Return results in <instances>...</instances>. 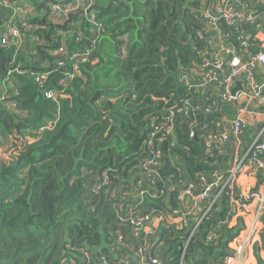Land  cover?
I'll list each match as a JSON object with an SVG mask.
<instances>
[{"label":"trees","instance_id":"obj_1","mask_svg":"<svg viewBox=\"0 0 264 264\" xmlns=\"http://www.w3.org/2000/svg\"><path fill=\"white\" fill-rule=\"evenodd\" d=\"M203 1L89 0L102 29L82 15L58 31L47 23L54 18L45 16V2L50 6L51 0L43 6L32 0L35 9L45 13L28 22L25 19L30 28L23 33L24 46L18 50L0 46V85L9 76L8 90H1L0 96L15 92L17 102L14 113L0 103V137L30 139L11 154V163L0 166V264H84L79 250L89 254L91 264L99 260L100 264L103 260L106 264H149L153 259L180 264L182 258L184 264H222L229 242L241 230L240 224L228 227L230 207L225 194L188 246L185 232L167 224L137 238L131 225L119 220L132 215L133 211H127L132 206L138 207L134 211L139 215L152 209L166 213L169 208L178 209L177 185L187 180L197 183L201 177L210 182L217 172L218 154L205 152L200 136L220 130L222 115L202 118L198 93L178 78L181 71L202 60L199 53H204V43L198 33L206 24L198 11ZM243 3L256 10L260 19L238 26L249 39V52L256 54L262 51L256 35L264 34V0ZM12 14L11 9L0 7V26ZM61 15L54 17L57 20ZM42 25H46L44 30L38 28ZM28 36L43 39L46 49L41 43L31 54L25 45ZM60 47L68 56L91 50L88 60L78 62L79 75L67 81L66 88L58 83L73 69L68 64L58 66ZM44 71L51 74L37 86L29 74ZM256 77L262 79V75ZM46 90L65 97L46 99ZM183 101L195 111L189 117L175 118L173 136L160 140L158 136L153 142L162 157L156 186L151 188L137 168L146 155L149 122L161 124L163 113L182 106ZM201 121L206 123L202 130ZM190 124L197 140L189 137ZM252 138L245 130L235 154H244ZM138 184L147 193L136 198ZM213 229L218 240L207 241ZM118 234L125 247L117 244ZM144 244L148 248L142 255L133 256ZM259 248L264 251V220ZM260 249H254V257L257 264H264Z\"/></svg>","mask_w":264,"mask_h":264},{"label":"built area","instance_id":"obj_2","mask_svg":"<svg viewBox=\"0 0 264 264\" xmlns=\"http://www.w3.org/2000/svg\"><path fill=\"white\" fill-rule=\"evenodd\" d=\"M51 0L52 5L49 6L50 12L53 14L67 15L69 13H75L83 11L85 20L92 26L102 29V24L96 21V13L90 8L89 0H73L72 2H55ZM225 5L220 6L211 11L208 8L203 9L201 12L202 18L206 22L207 28L212 29L216 34L217 51L211 58H202L200 63L199 83L196 85H189L184 83L180 78L181 83L189 87H209L215 86L219 88V95L228 103L235 99L245 98L247 107L259 109L264 107V79L256 81V75L253 73V69L259 65L261 72L259 75L264 76V52H258L251 54L249 52V39L240 33L238 26L244 23H257L260 19L257 15V11L250 9L243 3V0H223ZM257 2L263 0H256ZM4 7H11L9 0H1ZM13 12L15 15L19 12H24V8L21 6H13ZM14 14L2 25L1 31V44L3 46H19L23 41V33L30 28L29 24L20 18H17ZM222 22L226 26L234 29V34L239 43V56L236 57L234 53V47H230L226 44L228 39L227 34H223L219 28V23ZM260 29V28H259ZM234 50V51H233ZM88 49H86V52ZM76 53L68 56V51L64 48H59L58 53V66L69 65L73 71L66 72L64 74L65 79L58 83L59 87L66 88L67 81L79 75L78 62H84L89 59L88 54ZM64 57V60H61ZM228 57V59H226ZM260 71V70H259ZM50 71L44 72H31L29 75L33 78L37 86H42L47 78L50 76ZM236 81H241L244 89L238 92L234 97L230 93V88L235 85ZM212 92V90H211ZM44 97L46 99H56L57 97H64L62 93L56 90L44 91ZM11 96L5 92L0 96V102L3 103L4 108L9 112L17 111V102L11 100ZM207 115L216 114L213 112L212 106H207ZM222 115L220 125L226 122L225 117ZM193 108L188 101H183L181 106H173L162 115V123L157 124L155 120L149 122L147 129L148 134L144 142L146 155L141 158L137 165L138 170L141 171L146 179L147 186L154 188L156 186L157 178L159 177V171L161 169L160 159L162 152L159 149L153 147V142L158 136L160 140L170 132L174 134L173 122L178 115L189 117L190 112H194ZM193 117V116H192ZM194 121V120H193ZM230 128L233 136L235 137L236 146L240 144V137L244 131H249L247 123L236 117L229 119ZM51 126L48 123L47 128ZM193 124H190V131ZM253 138L248 145V149L243 155H239L233 161L232 168L225 172L220 173L217 171L213 175V180L207 182L206 178L201 177L197 183L183 181L177 185L183 189L181 193L182 198L189 203L188 206H182L178 209L169 208V212H158L155 209L150 210L148 213L139 215L135 209L137 206L129 207L127 211H130L132 215L126 218L120 217L119 220L123 223L131 225L133 235L139 237L141 233L145 234L147 229L152 232L154 230L153 225L167 224L172 226L176 230L184 231L187 235L186 246L193 238L200 233L201 222L211 215L213 206L220 199L222 194L228 197L230 207V217L228 220V226L231 221L237 217L236 225L240 224L241 230L238 234L229 242L228 253L223 258L222 264H244L246 254L248 250L257 242H260V233L263 228L264 220V125L258 132L251 131ZM196 132L193 130L189 133V137L195 138ZM202 140L203 149L205 152H214L215 154H222L225 152V135L221 131L207 133L200 136ZM30 141L28 137L23 139L19 138L18 141ZM4 140L0 137V145ZM0 147V151H1ZM20 146H16L13 149V154ZM10 154V155H11ZM244 163H248L250 167L257 168L261 171L263 181L257 189L248 190L243 194L236 186L237 178L239 177ZM104 182H108L107 177L104 176ZM196 186L198 189L196 190ZM137 193V197H142L147 193V190L142 184L136 185L134 189ZM176 190V189H175ZM164 191L161 192L163 194ZM179 194V193H178ZM178 197V196H177ZM177 201V198H176ZM166 206V205H165ZM118 207V206H117ZM233 226V227H235ZM219 235L216 230H210L207 234V241L216 242ZM116 242L119 246L125 247L126 244L122 240L120 234L117 235ZM148 245L144 244L143 249H139L135 256L138 258L142 255L143 250H146ZM82 255L84 264H91L89 254L79 250ZM149 264H162L159 260H148ZM103 264L107 262L102 261ZM126 263V261H125ZM183 263V258L180 261Z\"/></svg>","mask_w":264,"mask_h":264},{"label":"crops","instance_id":"obj_3","mask_svg":"<svg viewBox=\"0 0 264 264\" xmlns=\"http://www.w3.org/2000/svg\"><path fill=\"white\" fill-rule=\"evenodd\" d=\"M37 1L41 6L44 5L45 0H37ZM9 2L11 5V8H12V11H13V6H21L24 8V12H19V14L17 13V15H15V13L13 12V14L17 18H20L23 20L26 19L27 22L32 17L44 16L45 8L47 9V13L45 14V16L49 17V15H50L51 16L50 18H54V20H52V21H50L48 19L47 23L52 24L56 30L62 31V29H60V26L62 24H64V22L67 20L68 14L66 15L65 21H62V17L65 16L63 14L61 15L62 16L61 18H58L56 20V18L54 17L55 14H53L51 12L50 13L53 15L49 14L50 8L48 6V3L46 5V2L44 5V10L35 9V6L32 3V0H9ZM55 2H58V1H55ZM58 3H61V2H58ZM223 5H225V2L223 0H205V1L201 2V7H200V10L198 11V13L202 17L201 12L203 11V9L208 8L211 11H215L216 8L223 6ZM0 7H2L1 1H0ZM205 24H206V22H205ZM222 26L227 28L229 30V32L226 30L224 31L222 29ZM37 27L38 26H36L35 28H37ZM45 27H46V25H42L38 28H41L42 30H44ZM219 28L223 34L228 35V39L226 40V44L229 45L231 48L234 47L235 51L234 50L233 51H234V53L237 54L236 57L238 59H240L239 43L235 41L234 29L226 26L222 22L219 23ZM0 30H1V28H0ZM58 34H62V32H58ZM198 36L201 39V41L204 43V53L203 54L199 53L201 56V59L202 58H205V59L211 58L216 53V51L218 50L217 44H216L215 32L212 29L207 28L206 25H204L203 30L199 31ZM256 38L259 39L260 42H262V51L264 52V34L262 32H259V33H257ZM30 42H33V45L29 44ZM24 43L25 42H21V46H24ZM41 43L44 46V48L46 49V44H45L43 39H40V41H37L35 38H33V36H28L27 37V44H25V45L30 48V53L34 54L37 51L36 47L38 45L41 46ZM60 48H62V47H60ZM262 51H260V52H262ZM86 53L88 54V56L90 58L91 50H88ZM50 54L53 55L52 51H50ZM226 59H228V57ZM93 62H95V61H93ZM200 63H201V60H200ZM200 63L198 65L192 63V65H190L185 71L180 72V75L178 77L180 84H183L180 81V78H182V77H183L182 80L184 83H189L191 85H196L199 83ZM256 66H257V68L260 69V71H258L257 69H253V73L257 76L259 74V72H261V68L259 65H256ZM262 77L264 79V76H262ZM255 80L259 81V79L257 77H255ZM209 87H211V86H209ZM209 87L196 86V87H193V89L196 90V92L198 93V98H199L198 99V102H199L198 105H200L199 109H200L201 115H202V113H205L204 116L203 115L201 116L202 118H204L208 114L204 105L207 104V102H211L212 104H210L208 106L213 107L212 111L218 113L219 109H221L220 112L223 114V116L226 119V122L224 124L220 125V127H219L220 130H218V131L223 132L225 135V152L218 155L219 162L218 163L216 162V164H215L217 171H220V173H225L232 168L234 159L236 157H238L239 155H243V154H240L239 152H237L235 154L236 142H235V138L232 136L229 119H234L236 117H239L247 123V126L249 128L248 133L251 131L258 132L260 129H262V127L264 125V107L259 108V109L249 108V107H247L245 98L235 99L234 101H231V103L225 102L218 93V91H219L218 87L212 86V92H211V90L208 92ZM234 87H235V85H233L230 88V93ZM244 88H245L244 85L242 86V84H241V88L238 89V92H241ZM1 90H3L2 85H0V92H1ZM199 91H201V92H199ZM238 92H236V94ZM219 104H222V105L218 109ZM203 122L204 121H201V123H200V126H201L199 128L200 130H202L206 125V123L205 122L203 123ZM172 163L174 164V160H172ZM262 181H263V176L261 175V171H259L257 168H254L253 166L251 168L248 163H244L243 168L241 170V173H240L239 177L237 178L236 186L241 193L245 194L250 189L251 190L257 189ZM182 192H183L182 188H179L177 190V196H178L177 197V203L179 204V207H181V205L182 206H188L189 205V203L182 198V196H181ZM161 204L163 206H165V202H162ZM237 219L238 218L235 217V219L233 221H231V224L228 227L232 228L233 226H235ZM158 227H159V225H157V224L153 225L154 230H156ZM152 232H153V230H152ZM152 232H150V230L147 229L145 231V234L149 235ZM259 247H260V242H257L248 250L244 264H257L253 251L255 248L260 249ZM97 252L99 253L100 251L96 250V253ZM258 253H259L260 258L263 260V263H264V251L260 249L258 251ZM94 260H96V259L94 258ZM95 264H100V263L95 262Z\"/></svg>","mask_w":264,"mask_h":264},{"label":"rangeland","instance_id":"obj_4","mask_svg":"<svg viewBox=\"0 0 264 264\" xmlns=\"http://www.w3.org/2000/svg\"><path fill=\"white\" fill-rule=\"evenodd\" d=\"M47 51L50 52V50ZM22 144H24V141H18L14 137H8L7 139H4V142L0 145V147H2L0 151V166H6L11 163L13 158H11L10 154L13 152V149L16 146H20L21 148Z\"/></svg>","mask_w":264,"mask_h":264},{"label":"water","instance_id":"obj_5","mask_svg":"<svg viewBox=\"0 0 264 264\" xmlns=\"http://www.w3.org/2000/svg\"><path fill=\"white\" fill-rule=\"evenodd\" d=\"M84 13H85V12H83V11H79V12H77V13H70V14H68V15H67V20L64 22V24H62V25L60 26V29L64 30L65 28L68 27L69 24L72 23V21H73L74 19H76L78 16H82ZM4 64H5V58L2 57V65H4ZM241 84H242L241 81H236V82H235V87H234L233 90L231 91V94H232L233 97L236 95V92H238V89L241 88ZM199 92H201V91H199ZM221 105H222V104H219V105H218V109H219V107H220ZM230 105H231V104H230ZM202 115L204 116L205 113H202ZM200 127H201V126H200ZM170 135L173 136V132H170ZM194 139L197 140V135H195V138H194Z\"/></svg>","mask_w":264,"mask_h":264},{"label":"clouds","instance_id":"obj_6","mask_svg":"<svg viewBox=\"0 0 264 264\" xmlns=\"http://www.w3.org/2000/svg\"><path fill=\"white\" fill-rule=\"evenodd\" d=\"M1 1V0H0ZM1 6H3L2 5V3H1ZM4 7V6H3ZM5 8H8V9H11L12 10V8L11 7H5ZM13 12V11H12ZM75 13H77V12H75ZM84 15V14H83ZM72 23H73V21H72ZM71 23V24H72ZM71 24H69V25H71ZM68 25V26H69ZM1 28V30H0V40H1V31H2V26L0 27ZM22 42H24V41H22ZM0 46H2V47H4V48H16V50H18L19 48H20V46H21V44L19 45V46H3L2 44H1V42H0ZM8 75H9V73H8ZM9 76H7L6 78H5V82H3V84H2V89L3 90H8L7 88H6V82L9 80V78H8ZM8 83H10V81L8 82ZM184 87H188V88H193V87H189V86H185L184 84H182ZM189 85H191V84H189ZM15 95V92H14V94H12V95H10L11 96V100H14V98H13V96ZM10 100V101H11ZM16 101V100H15ZM0 103H2V102H0ZM2 105H3V103H2ZM3 107H4V105H3ZM5 109V108H4ZM6 110V109H5ZM14 113V112H13ZM48 125V124H47ZM42 130V129H41ZM3 139V138H2ZM4 140V139H3ZM93 258H94V256H93ZM83 260V259H82ZM96 261V260H95ZM96 263H101V261L99 260L98 262L96 261Z\"/></svg>","mask_w":264,"mask_h":264}]
</instances>
